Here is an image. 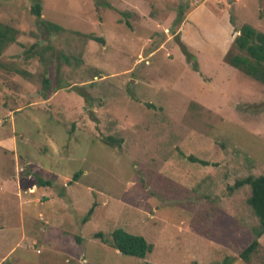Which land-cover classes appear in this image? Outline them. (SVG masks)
Instances as JSON below:
<instances>
[{
    "label": "rangeland",
    "instance_id": "rangeland-1",
    "mask_svg": "<svg viewBox=\"0 0 264 264\" xmlns=\"http://www.w3.org/2000/svg\"><path fill=\"white\" fill-rule=\"evenodd\" d=\"M0 22L19 31L0 56L4 264H264V235L240 258L258 219L235 187L264 176V84L225 60L243 25L264 33V0H0ZM117 229L153 252L121 254Z\"/></svg>",
    "mask_w": 264,
    "mask_h": 264
},
{
    "label": "trees",
    "instance_id": "trees-1",
    "mask_svg": "<svg viewBox=\"0 0 264 264\" xmlns=\"http://www.w3.org/2000/svg\"><path fill=\"white\" fill-rule=\"evenodd\" d=\"M32 12L38 18H41V5L36 4L32 8ZM179 12L184 13V9H180ZM182 19L183 18L179 17L178 20ZM41 23L50 31H61V27L53 22L42 20ZM239 32V35H237L234 40L233 48L226 54L225 60L232 67L264 84V33L250 24L243 25ZM18 35L19 31L16 28L0 22V56L11 44L17 43ZM92 39L101 43L104 42L102 38L93 37ZM195 68L198 70L196 65ZM104 142L110 146H114L115 144L112 138H106ZM187 158L193 163L200 162L203 165H209L208 162L199 160L193 155ZM78 175L79 174H76V178ZM38 183L40 186L52 185L51 181H44L42 179H39ZM244 186H249L251 188V196L248 203L258 219V224L254 228L253 241L240 254V258L248 263L259 250L261 245L259 239L264 235V176L256 177L250 175L244 179L238 180L235 184L236 188ZM63 193H60L61 196H64ZM93 212L94 206L89 209L84 218V223L91 219ZM95 238L105 244L109 242L103 232L96 233ZM111 246L125 256L139 259H146L147 256L153 252L154 248L143 236L131 234L122 229H117L113 232ZM229 263L230 259L227 258L221 264Z\"/></svg>",
    "mask_w": 264,
    "mask_h": 264
},
{
    "label": "crops",
    "instance_id": "crops-1",
    "mask_svg": "<svg viewBox=\"0 0 264 264\" xmlns=\"http://www.w3.org/2000/svg\"><path fill=\"white\" fill-rule=\"evenodd\" d=\"M30 176V175H29ZM4 231V223L2 225H0V232ZM32 244H34V239L32 237ZM13 251L10 250L8 251L6 254L2 255V257L0 258V264H4L10 257H8L10 255V253Z\"/></svg>",
    "mask_w": 264,
    "mask_h": 264
}]
</instances>
